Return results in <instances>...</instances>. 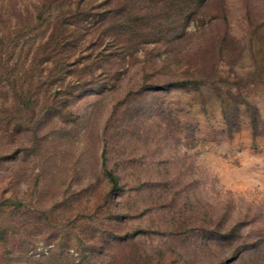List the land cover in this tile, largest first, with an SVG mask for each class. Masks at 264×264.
<instances>
[{"label": "rangeland", "instance_id": "1", "mask_svg": "<svg viewBox=\"0 0 264 264\" xmlns=\"http://www.w3.org/2000/svg\"><path fill=\"white\" fill-rule=\"evenodd\" d=\"M46 2L0 0V37L7 43L0 48V264H108L111 253L130 251L104 244L113 214L119 232L144 231L135 251L156 264H264V0H210L189 37L157 67L160 83L187 80V88L127 100L144 81L140 67H130L115 89L87 86L80 99L79 90L64 91L73 71L65 97L45 95L38 82L46 74L39 76L33 57L43 55L38 49L49 39L66 46L73 29L61 25L57 4L36 20L34 9ZM77 33L85 49L90 42L82 29ZM84 51L64 60L70 70L101 47ZM10 67L23 88L7 75ZM22 73H29L24 81ZM196 79L207 84L198 90ZM30 81L40 100L30 109L18 104L16 118L18 95L32 93ZM117 104L119 120L110 131L118 136L111 139L108 120ZM105 147L108 167L128 184L123 195L113 194ZM221 222L241 223L240 257L206 241L205 228Z\"/></svg>", "mask_w": 264, "mask_h": 264}, {"label": "trees", "instance_id": "2", "mask_svg": "<svg viewBox=\"0 0 264 264\" xmlns=\"http://www.w3.org/2000/svg\"><path fill=\"white\" fill-rule=\"evenodd\" d=\"M88 1L47 0L45 5L34 9V12H36L35 19L44 21L45 15L43 14L45 11H49L52 4H57L59 8L62 7L58 16V20H61V25L67 23L73 28L71 29L72 34L68 38L66 46H60L49 39L47 43L42 44L38 49L43 55L38 57L37 53L33 57L32 64L36 63V65L41 67L39 69V76L46 74L45 80L38 82V85L40 87H44L45 85L43 92L49 99L54 100L56 97L62 95L65 97L62 88L66 82V74H70L73 71H77L76 77H69L64 91L67 94V91L74 92L79 90V95L76 94V98L80 99L90 92L87 91V86L96 85L97 82L103 83L101 92L108 87L115 89V87L120 85V81L123 80L122 76L128 72V69L135 66L136 68L140 67L141 70L137 69V71L143 74L145 78L138 90L130 91L125 100L146 95L151 91L159 90L163 92L187 88V84L190 83L187 80L160 83L163 69L161 70L157 67L160 62H165L163 54L172 55L176 50V46L189 37V28L198 20V16L205 10L210 0H102L100 3H93L92 1L95 0H90L91 3ZM66 17L67 19H65ZM72 18L74 19L73 21H71ZM78 29L83 30V33L90 42L86 47L87 49L89 46L91 48L96 46L98 49L101 47V51L89 55L92 59L86 61V65L82 68H79L80 64H78L76 68L72 67L73 69L70 70L71 65L65 64L64 60H69L71 56H78L79 52L82 51L83 53L86 49L79 46L83 41V36L80 37L77 33ZM6 46L7 43L0 37V48L4 50ZM2 61L3 56L0 53V68H5V64ZM17 66L18 62L15 68ZM15 68L10 67L7 70V75L18 84L20 77L16 76L14 72ZM35 70L37 71L38 68L36 67ZM97 70H101V72L99 73ZM26 74L28 75L29 73ZM26 74H21L23 81L24 77L26 78L27 76ZM88 74V79L84 78ZM63 75L64 79H59ZM29 76H34V73H30ZM154 77H157V81L151 82L150 80ZM191 83H194L195 88L198 90L202 88L201 85L207 84L206 81L197 79ZM20 85L23 88V84ZM33 85V82H31L32 93L24 95L22 92L18 95L16 105L21 104L24 107L23 109H30L39 102V95L33 89ZM55 85L60 87L53 89ZM72 99H66L65 103L68 104L69 100ZM247 104L249 105V103ZM19 105L17 106L16 118L20 111ZM119 105L117 104L108 120V125H110L107 128L106 135H109L110 129H113L111 126H117ZM228 108L226 107V110ZM239 108V105H235V110L240 111ZM129 111L126 113H129ZM62 113L61 111L58 114ZM2 114L0 113V124L3 122L1 118ZM225 114L227 115L228 112ZM251 123L253 124L254 131L257 132L259 121L255 115L252 117ZM17 128L18 126H16ZM110 136L111 139H114L118 136V132L112 131ZM106 153L107 147L103 151V166L107 178L112 184L113 194L118 196L123 195L127 190L128 184L121 185V177L108 167ZM116 216V214H113L108 217L110 218V222L107 224L106 229L103 230L106 233L104 244L121 245V250L129 249L130 251H124L119 254L111 253L108 264H156L153 261V256L149 257V255L143 254L144 252L135 251V237L144 231H135L133 233L119 232V229L112 223V219L115 220ZM118 216L121 217L122 215ZM105 219L104 225H106ZM8 234L9 231L4 230L2 233L3 238ZM204 235L207 242H216L219 245L236 249L235 258L240 257L242 251L246 250V240H242L241 223H235L224 228L221 222L213 228H205ZM93 239L91 238L89 242H92ZM68 241L70 242V239ZM239 243L242 245L236 247ZM254 243L256 247H259L260 243H263V240L260 239ZM71 248L73 249V247ZM56 253L52 251L50 257H55ZM102 254L100 253V255ZM66 256L65 262L71 257L67 254ZM94 257L95 253H92L91 255H86L84 259H93ZM68 264H71V262Z\"/></svg>", "mask_w": 264, "mask_h": 264}]
</instances>
